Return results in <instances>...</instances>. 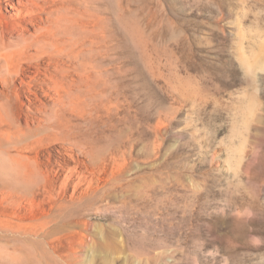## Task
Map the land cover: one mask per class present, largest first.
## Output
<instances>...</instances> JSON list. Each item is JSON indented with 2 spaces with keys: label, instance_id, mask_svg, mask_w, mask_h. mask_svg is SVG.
<instances>
[{
  "label": "rangeland",
  "instance_id": "obj_1",
  "mask_svg": "<svg viewBox=\"0 0 264 264\" xmlns=\"http://www.w3.org/2000/svg\"><path fill=\"white\" fill-rule=\"evenodd\" d=\"M98 1L107 23L86 33L120 85L112 108L88 101L89 80L76 90L67 61H20L0 81V264H264V0ZM3 2L0 67L4 48L33 31L14 26ZM32 67L65 79L69 138L84 120L122 131L103 167L82 169L56 137L30 138L56 98L39 85L50 75ZM18 154L40 166L54 196L66 177L65 202L80 179L89 195L66 220L44 223L54 214L45 192L30 202L8 186ZM111 176L119 187L95 198Z\"/></svg>",
  "mask_w": 264,
  "mask_h": 264
},
{
  "label": "bare ground",
  "instance_id": "obj_2",
  "mask_svg": "<svg viewBox=\"0 0 264 264\" xmlns=\"http://www.w3.org/2000/svg\"><path fill=\"white\" fill-rule=\"evenodd\" d=\"M53 1L56 0H4L3 4L16 12L12 17L20 20L13 25L27 24L31 26L33 31L21 33L13 43V53H11L12 49L7 50L6 47L4 50L2 49L4 51L2 61L4 60L5 63L0 67V81L4 84L10 83L13 76L12 69L17 68L16 64L20 61L35 64L45 60L57 66H60L61 61H67L78 75L76 90H79L83 83L89 80L90 83H85L91 88L89 89L91 92L88 101L100 107L112 108V99L117 94L122 93L120 85L114 84V81L104 73V70H100L97 62L100 42L97 43L96 39H92L86 33L87 31H92L95 35L96 33H103L104 25L107 22L105 21L106 18L102 17L103 10L99 1L57 0L61 1L63 5L61 7L57 5L55 8L50 7ZM16 54L21 56L14 60L17 57ZM86 56L88 60H86ZM90 57L93 63H84L83 60L89 61ZM32 68L34 69L33 72L40 76L48 77L50 75L48 83L40 81L39 85L42 90L47 89L52 92L56 98L43 114L42 125L31 132L30 138L43 143L45 139L56 137L62 142H67L68 145L65 146V150L68 152L67 157L76 158L82 169L90 170L103 167L107 161L106 158L113 156L120 145L122 131L110 128L104 132L95 126L93 120H84L87 129L85 131H81L79 127L75 131L71 129V138H69L65 129L70 122L65 116L74 97L67 93L65 79L55 77L49 69ZM40 70L44 71L45 74ZM9 161L12 174L8 176L11 177L8 186H11V183L17 185V189H21V192L28 195L30 202L35 200V195L40 190H43L49 199L55 215L50 214L44 223L54 219L66 220L67 216L62 212L79 206L83 198H86L91 191L88 186L84 191L86 193L84 196H82L81 190L78 192L77 189L82 185L80 179L76 183L73 182L71 199L65 202L63 197L67 193L69 177H66L61 183L62 195L56 197L48 191L47 177L40 166L33 164L29 157L18 154V156L9 157ZM70 170L73 171V169ZM79 170L76 168L77 172ZM106 182L104 187L95 191V198H102L119 187V182L112 176Z\"/></svg>",
  "mask_w": 264,
  "mask_h": 264
}]
</instances>
